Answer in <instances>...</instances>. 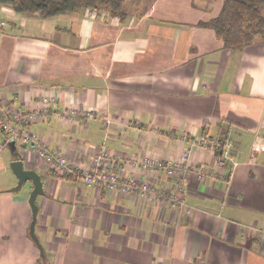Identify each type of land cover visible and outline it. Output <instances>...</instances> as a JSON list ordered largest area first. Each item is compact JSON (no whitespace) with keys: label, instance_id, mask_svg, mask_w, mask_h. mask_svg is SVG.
Masks as SVG:
<instances>
[{"label":"crops","instance_id":"1","mask_svg":"<svg viewBox=\"0 0 264 264\" xmlns=\"http://www.w3.org/2000/svg\"><path fill=\"white\" fill-rule=\"evenodd\" d=\"M222 4L125 0L121 16L52 18L0 5V103L29 110L53 97L30 127L50 149L81 167L104 150L121 175L156 189L174 191L176 181L129 161L190 149L188 162L209 172L190 175L183 206L171 209L56 175L0 131V264H264V42L225 48L201 26ZM67 106L94 116L64 123L57 114ZM200 137L232 142L228 179L214 177L215 153L195 147ZM16 159L41 178L34 234L43 256L29 235L31 183L9 191Z\"/></svg>","mask_w":264,"mask_h":264},{"label":"built area","instance_id":"2","mask_svg":"<svg viewBox=\"0 0 264 264\" xmlns=\"http://www.w3.org/2000/svg\"><path fill=\"white\" fill-rule=\"evenodd\" d=\"M93 17L94 12L89 11ZM4 22H0L2 27ZM56 100L53 97L44 96L37 100L35 107L22 110L0 103V131L6 136L8 142H13L22 150L33 152L42 160L50 171L60 176L73 175L82 179L85 186L105 188L128 196L144 199L148 203H163L171 209L183 206L182 186L190 175H195L198 180H204L209 175L203 165H191L189 163L190 149L186 150L177 160L164 161L153 157L132 159L129 165L135 171H141L148 175L163 173L171 179H175L174 191L156 189L151 184L139 181L134 176H123L119 172L117 163L104 150L96 153L88 166H78L71 162L61 151L50 149L48 144L30 127L43 121V118L55 107ZM93 113L83 111L79 107L67 106L65 110L57 114L64 123L74 124L79 119L88 120ZM103 124L108 126L111 118H103ZM197 149L210 148L215 153L217 171L214 177L226 180L229 173L237 163L232 159L233 144L229 139L223 141H210L206 137H200L195 145Z\"/></svg>","mask_w":264,"mask_h":264},{"label":"trees","instance_id":"3","mask_svg":"<svg viewBox=\"0 0 264 264\" xmlns=\"http://www.w3.org/2000/svg\"><path fill=\"white\" fill-rule=\"evenodd\" d=\"M125 0H0L1 6L15 13L52 18L67 13L91 10L122 15ZM264 0H223L217 17L201 26L212 29L227 49H242L255 41L264 42Z\"/></svg>","mask_w":264,"mask_h":264},{"label":"water","instance_id":"4","mask_svg":"<svg viewBox=\"0 0 264 264\" xmlns=\"http://www.w3.org/2000/svg\"><path fill=\"white\" fill-rule=\"evenodd\" d=\"M12 153L14 154L15 158H18L17 154L14 152V149H12ZM9 169L11 170L14 177L17 179L16 185L9 190L10 192L15 193L21 190V188L28 182L32 185V191L29 196V205L32 210V220L29 227V235L34 241V243L38 246L40 253L43 256V250L40 246L39 240L34 234V226L38 211L37 206L35 204V200L39 195H43L41 178L35 171L24 169L23 162L19 159L10 162Z\"/></svg>","mask_w":264,"mask_h":264},{"label":"rangeland","instance_id":"5","mask_svg":"<svg viewBox=\"0 0 264 264\" xmlns=\"http://www.w3.org/2000/svg\"><path fill=\"white\" fill-rule=\"evenodd\" d=\"M11 145V144H10ZM8 169H9V165H8ZM9 171H10V169H9ZM11 172V171H10Z\"/></svg>","mask_w":264,"mask_h":264}]
</instances>
